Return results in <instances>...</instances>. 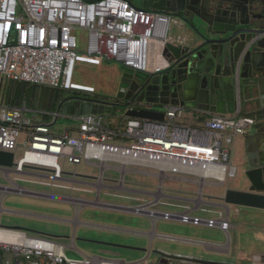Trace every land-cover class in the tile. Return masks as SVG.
<instances>
[{
  "label": "built area",
  "instance_id": "2783aa9c",
  "mask_svg": "<svg viewBox=\"0 0 264 264\" xmlns=\"http://www.w3.org/2000/svg\"><path fill=\"white\" fill-rule=\"evenodd\" d=\"M172 20L168 14L141 10L127 0H0V75L4 81L95 95L93 85L75 81L77 63L98 67L116 61L135 72H148L152 47L164 48ZM77 30L87 32L84 53L79 51ZM188 112L169 106L164 121L126 118L124 129L109 128L104 115H78L72 117L74 129L57 132L59 113L0 101V151L15 153L13 173L49 178L40 183L51 186L66 187L62 158L71 165L118 163L226 184L238 173L231 148L253 120L238 109L226 115L208 113L194 126L184 121ZM22 132L25 148L17 157ZM10 191L4 187L1 193ZM172 216L186 223L202 222L185 214H164L166 219ZM206 223L229 228L223 218ZM0 232L15 238L0 240V256L12 257L0 264H116L69 257L64 245L23 230L0 225Z\"/></svg>",
  "mask_w": 264,
  "mask_h": 264
},
{
  "label": "water",
  "instance_id": "95a60500",
  "mask_svg": "<svg viewBox=\"0 0 264 264\" xmlns=\"http://www.w3.org/2000/svg\"><path fill=\"white\" fill-rule=\"evenodd\" d=\"M127 1L144 11L168 14L180 23L179 36L164 45L165 65L154 64L145 73L124 67L117 77L116 95L108 98L4 81L0 75L1 103L13 106L25 103L41 111H55L61 118L114 113L150 121H164L169 106H180L201 115L233 114L239 109L243 117L253 120L246 129L256 125L244 138L241 162L245 179L236 187L216 185L222 189L218 199L228 220L233 217L238 223L264 222V0ZM19 92L21 101L13 103L12 98ZM14 159V152L0 151V171H14ZM150 207L143 204L129 209L151 222L160 220L159 216L165 222L179 219L175 216L166 219L164 212ZM3 227L25 230L20 226ZM160 239L164 240L161 248L152 245L138 248L145 253L140 262L264 264V245L253 246L256 254L251 255L248 249L227 248L228 236L226 249L214 257L202 251L182 254L179 248L166 243L171 239ZM239 242H245L243 234H239Z\"/></svg>",
  "mask_w": 264,
  "mask_h": 264
},
{
  "label": "crops",
  "instance_id": "0c3cea01",
  "mask_svg": "<svg viewBox=\"0 0 264 264\" xmlns=\"http://www.w3.org/2000/svg\"><path fill=\"white\" fill-rule=\"evenodd\" d=\"M171 24L167 41L180 34L179 22L172 20ZM162 50L157 44L152 47L151 66L165 65ZM200 116L196 111H189L184 121L198 125L202 122L198 119ZM66 119L72 120V117ZM250 133L238 136L235 142L243 137L244 143L245 136ZM235 142L231 148L233 157L238 151ZM84 164L85 168L80 170L78 165H72L75 166L73 171H64L62 184L66 187L13 179V172L4 171L8 183L0 186L13 189L4 195L0 191V218L3 214L16 216L15 226L25 228L29 236L48 238L64 245L69 257L108 260L116 264H145L140 262L145 253L138 248L150 245L161 248L164 241L161 237L171 239L166 243L179 248L182 254L202 251L211 257L226 249V236L229 239L227 248L248 249L251 255L256 254L253 246L264 245V222L238 223L233 217L228 220L220 208V193L205 189L216 187L213 181L201 183L199 178L192 176L160 175L150 169L124 167L118 163ZM35 177L50 180L39 175ZM143 204L151 205L150 210L156 212L183 213L200 218L202 222L186 223L180 219L165 222L161 216L157 217L160 220L151 222L143 214L129 209ZM213 218H223L229 223L228 230L223 232L219 226L209 227L206 221ZM239 234H243L245 242H239ZM11 258V255H1L0 261Z\"/></svg>",
  "mask_w": 264,
  "mask_h": 264
},
{
  "label": "rangeland",
  "instance_id": "374dc122",
  "mask_svg": "<svg viewBox=\"0 0 264 264\" xmlns=\"http://www.w3.org/2000/svg\"><path fill=\"white\" fill-rule=\"evenodd\" d=\"M77 36L79 37V51L84 53L86 52L87 48V32L84 30H77ZM123 69V65L116 61H104L101 66H91L84 63H77L76 66V72H75V81L82 82V83H88L93 85L96 88V94L102 97H112L116 95V89H117V77L120 75L121 71ZM106 122V121H105ZM76 123L71 119L66 118H60L54 128V131L62 132L66 128L74 127ZM256 128V125L251 126L249 129H246L244 133H248L254 131ZM243 137H241V140H237L235 142V147L238 149L237 155L234 157L231 155V161L234 163L235 166L238 167V173L237 177L235 178H228L226 185L229 187H236L238 186V183L245 179L243 176V170L242 166L243 163L241 162L243 158V150H244V143H243ZM25 133L22 132L18 139V150H17V157L22 156L24 148H25ZM233 154V153H232ZM60 164L62 165L64 171H73L75 166L70 165L65 159L60 160ZM78 170L85 168V164L82 163L81 165H78ZM11 178H19L24 181H43L39 177L31 176V175H20V174H11ZM23 181V182H24ZM8 183L4 179L3 172L0 171V184H6ZM27 186H32L31 184H26ZM39 189V187L35 186ZM45 190H49V188H42ZM206 190L210 189L213 190L216 193H221L222 189H219L214 186H207L205 188ZM18 223L16 220V216L10 215V214H3L0 218V225L2 226H15Z\"/></svg>",
  "mask_w": 264,
  "mask_h": 264
},
{
  "label": "trees",
  "instance_id": "16d2710c",
  "mask_svg": "<svg viewBox=\"0 0 264 264\" xmlns=\"http://www.w3.org/2000/svg\"><path fill=\"white\" fill-rule=\"evenodd\" d=\"M82 96H86V95H82ZM104 116L106 118V124L111 129H117V128L124 129L127 124L126 117H124L122 114L118 115V114L110 113ZM207 117H208L207 115H201L200 117H198V119L204 120Z\"/></svg>",
  "mask_w": 264,
  "mask_h": 264
},
{
  "label": "bare ground",
  "instance_id": "6f19581e",
  "mask_svg": "<svg viewBox=\"0 0 264 264\" xmlns=\"http://www.w3.org/2000/svg\"><path fill=\"white\" fill-rule=\"evenodd\" d=\"M175 22V21H174ZM180 24V23H179ZM172 25V24H171ZM162 48V47H161ZM153 52V51H152ZM0 240L1 241H12V240H15V238L14 237H12L11 235H6V234H4V233H1L0 232Z\"/></svg>",
  "mask_w": 264,
  "mask_h": 264
},
{
  "label": "flooded vegetation",
  "instance_id": "af4514ba",
  "mask_svg": "<svg viewBox=\"0 0 264 264\" xmlns=\"http://www.w3.org/2000/svg\"><path fill=\"white\" fill-rule=\"evenodd\" d=\"M21 99H22V94H21V92H19V93H17V95H15L13 98H12V102L14 103V102H19V101H21Z\"/></svg>",
  "mask_w": 264,
  "mask_h": 264
}]
</instances>
